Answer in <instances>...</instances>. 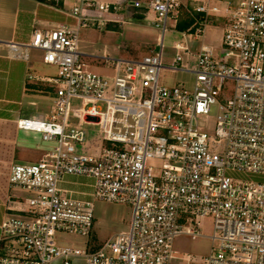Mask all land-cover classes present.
Returning a JSON list of instances; mask_svg holds the SVG:
<instances>
[{"label":"built area","instance_id":"2783aa9c","mask_svg":"<svg viewBox=\"0 0 264 264\" xmlns=\"http://www.w3.org/2000/svg\"><path fill=\"white\" fill-rule=\"evenodd\" d=\"M195 2L198 26L187 37H201L212 16L223 19V55L232 62L201 47L188 90L158 80L162 68L187 72L181 54L188 48L181 43L172 44L168 63L162 57L178 0H46L54 9L70 3L66 15L74 26L34 30L24 46L41 51L57 72L47 80L54 88L51 113L16 126L40 134L51 149L34 164L9 168V186L32 196L20 214L0 222V242L16 245L0 254V264H264V0H207L223 7ZM122 6L150 15L160 36L140 59L101 58L114 71L105 78L80 62L77 34L89 24L107 26L101 15ZM19 47L8 45L10 56L26 59ZM226 81L234 85L228 99ZM84 124L98 126L107 144L94 155L75 148L87 140ZM68 177L84 180L89 191L62 188ZM94 200L128 204V232L97 248L57 247L56 234L90 236ZM203 218L212 219L210 253L177 254L174 239L202 237Z\"/></svg>","mask_w":264,"mask_h":264},{"label":"crops","instance_id":"0c3cea01","mask_svg":"<svg viewBox=\"0 0 264 264\" xmlns=\"http://www.w3.org/2000/svg\"><path fill=\"white\" fill-rule=\"evenodd\" d=\"M199 1L209 6H216L217 3ZM179 3L180 8L188 5L191 9L198 4L195 0H179ZM69 10L70 3L54 9L39 0H0V222L7 215L20 214L17 209L23 208L25 200L32 196L29 191L9 186L10 166L34 164L51 149V145L41 140L40 134L20 130L16 126V121L20 119H43L51 113L54 88L47 80L55 77L57 72L55 66L42 61L41 51L25 49L24 46L30 42L34 30L52 29L59 24L74 26L73 19L66 15ZM135 11L142 15L144 12ZM193 15L199 19V16ZM210 19L211 24L198 37V49L193 53L188 49V55L181 54L185 66L191 57L195 59L201 47L216 53L218 45L222 44L224 20L214 16ZM10 44L19 45L18 54L26 53V59L11 57L8 50ZM186 70L185 73L193 75L194 67L190 71L186 67ZM61 186L77 193L89 191L84 180L72 177L66 178ZM15 246L11 241H1L0 254L8 253Z\"/></svg>","mask_w":264,"mask_h":264},{"label":"rangeland","instance_id":"374dc122","mask_svg":"<svg viewBox=\"0 0 264 264\" xmlns=\"http://www.w3.org/2000/svg\"><path fill=\"white\" fill-rule=\"evenodd\" d=\"M215 5L217 7L224 6L223 2H217ZM122 7L123 10H121L123 12L119 10V13L101 15V19L109 25L107 24V26L98 29L94 25L89 24L85 28H80L77 34V50L81 55L80 62L90 71L105 78H112L114 71L112 67L105 65L101 58L140 59L145 55L151 54V50L155 47L157 38L160 36V31L156 30L151 24L152 17L150 15L147 16L148 14L144 12L142 15L128 6ZM189 7L187 5L184 10ZM146 16V20H143ZM163 43L162 57L165 63H168L169 57L174 56L171 48L172 44L181 43L182 46L186 45L190 53H193L199 47L200 38L194 40L181 35L175 30L174 22L169 19L166 23ZM223 53L224 48L220 44L216 53L213 52V55L218 61L231 63L232 57H226ZM189 60L190 62L186 67L190 71L192 67H195V59L191 57ZM158 80L159 84L166 88L182 85L184 88L191 90L194 84L193 75L168 68L160 69ZM224 88L226 89V95L222 97L228 99L232 96L233 82L226 81ZM71 105L80 107V102L72 101ZM217 105L210 109L209 114L212 118L218 115ZM100 108L104 111V105H100ZM82 127L87 133V140L84 144L75 145L78 153L94 155L107 147V144L102 141L103 134L98 126L84 124ZM92 211L93 221L89 237L59 233L55 236V245L57 247L71 246L84 249L88 243L90 246L97 248L96 246L105 243L112 237L128 232L132 216V209L128 204L94 200ZM200 232L202 237L195 240L188 236H177L173 241L174 251L177 254H188L193 258L207 256L212 250V243L209 239L213 234L211 218L200 220ZM72 264H83V261L82 259H76L72 261Z\"/></svg>","mask_w":264,"mask_h":264},{"label":"trees","instance_id":"16d2710c","mask_svg":"<svg viewBox=\"0 0 264 264\" xmlns=\"http://www.w3.org/2000/svg\"><path fill=\"white\" fill-rule=\"evenodd\" d=\"M40 2H46V0H39ZM178 17L175 23V30L183 34H191L198 26L197 18L193 15L191 7L180 8Z\"/></svg>","mask_w":264,"mask_h":264},{"label":"bare ground","instance_id":"6f19581e","mask_svg":"<svg viewBox=\"0 0 264 264\" xmlns=\"http://www.w3.org/2000/svg\"><path fill=\"white\" fill-rule=\"evenodd\" d=\"M8 50H9V48H8ZM9 52H10V50H9ZM9 52H8V54H9Z\"/></svg>","mask_w":264,"mask_h":264},{"label":"water","instance_id":"95a60500","mask_svg":"<svg viewBox=\"0 0 264 264\" xmlns=\"http://www.w3.org/2000/svg\"><path fill=\"white\" fill-rule=\"evenodd\" d=\"M123 12V11H122Z\"/></svg>","mask_w":264,"mask_h":264}]
</instances>
